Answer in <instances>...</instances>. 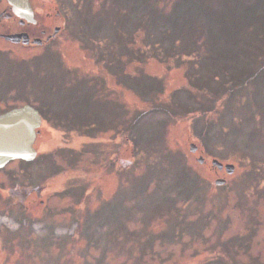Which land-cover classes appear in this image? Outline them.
I'll use <instances>...</instances> for the list:
<instances>
[{"label":"rangeland","instance_id":"374dc122","mask_svg":"<svg viewBox=\"0 0 264 264\" xmlns=\"http://www.w3.org/2000/svg\"><path fill=\"white\" fill-rule=\"evenodd\" d=\"M185 1L30 0L58 37L0 39V114L42 116L0 169V264H264V7L199 0L170 32Z\"/></svg>","mask_w":264,"mask_h":264},{"label":"water","instance_id":"95a60500","mask_svg":"<svg viewBox=\"0 0 264 264\" xmlns=\"http://www.w3.org/2000/svg\"><path fill=\"white\" fill-rule=\"evenodd\" d=\"M13 13L28 22H34V13L29 0H7ZM24 34L2 35V37L12 43H27ZM42 118L39 112L31 105L25 104L20 107L12 108L0 114V168L5 166L11 160L30 161L36 157V151L33 147L38 128L41 125ZM189 151L195 153L197 146L189 145ZM199 164L204 162L202 157L196 160ZM212 167L224 171L231 175L234 171V165L223 164L217 159L211 160ZM226 183L224 179H216L214 184L222 186Z\"/></svg>","mask_w":264,"mask_h":264},{"label":"flooded vegetation","instance_id":"af4514ba","mask_svg":"<svg viewBox=\"0 0 264 264\" xmlns=\"http://www.w3.org/2000/svg\"><path fill=\"white\" fill-rule=\"evenodd\" d=\"M33 12V17L35 19L34 22H28L27 20L16 16L10 6L6 9V11H4V17H0V29L2 28L4 31L3 33H0V35L24 34L26 35L25 37L27 38V43H23V39L19 43L7 41L2 36H0V39L11 45L24 46L26 48L34 46L42 47L53 42V40H55L61 32V26H53L52 24L54 23L51 24L49 22V17H46V22H39V20L36 19V13L34 10ZM56 16H60L59 12H56ZM48 32L52 33L48 34Z\"/></svg>","mask_w":264,"mask_h":264},{"label":"trees","instance_id":"16d2710c","mask_svg":"<svg viewBox=\"0 0 264 264\" xmlns=\"http://www.w3.org/2000/svg\"><path fill=\"white\" fill-rule=\"evenodd\" d=\"M200 1H202V0H200ZM197 2H199V0H186L183 4L176 3V4L173 5V8H171V11L170 12L164 13L163 15H165V17L167 18V21H169V23L170 22L172 23L173 28L176 26V24L186 25V23L189 22V21H193V20L195 21L196 16H197L196 15V10H194L195 8L198 11H200V10L202 11L203 3H202V6H200V10H199L198 9V6H197ZM225 2H227L228 4L230 3L229 5H231V4L235 5V2L234 1H231V0L230 1H225ZM257 4L258 5L259 4H262L263 7H264V0H260V1L258 0ZM238 7H240V6H238ZM139 10L141 12H145L147 10V8L139 7ZM247 10L250 11L249 9H247ZM141 15L143 17L146 14L141 13ZM123 18L125 19V20L123 19V22H125V23H130L131 22V21L129 22V18H127V17H123ZM133 22H134V27L135 28H138V29H141L142 30L143 22H146V21L145 20H141L138 17H135L134 20H133ZM173 28H170V32H174L175 31L176 34H177V32L178 33H182L183 30H184V29L183 30H180V29H175V28L173 29ZM166 31H167V32H165L166 34L167 33L169 35L171 34L168 30H166ZM224 80H225V82H229V78H225ZM238 80L239 79H236L234 81L235 84H237L236 81H238ZM230 84H229V86H230ZM203 89H206V88H202V90Z\"/></svg>","mask_w":264,"mask_h":264},{"label":"bare ground","instance_id":"6f19581e","mask_svg":"<svg viewBox=\"0 0 264 264\" xmlns=\"http://www.w3.org/2000/svg\"><path fill=\"white\" fill-rule=\"evenodd\" d=\"M41 145H42V146H40V147H43V146H44V143H41Z\"/></svg>","mask_w":264,"mask_h":264}]
</instances>
